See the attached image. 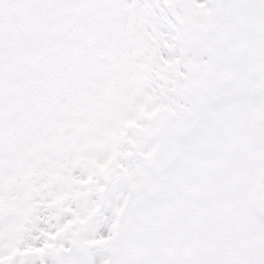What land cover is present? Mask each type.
<instances>
[{"label":"snow or ice","instance_id":"1","mask_svg":"<svg viewBox=\"0 0 264 264\" xmlns=\"http://www.w3.org/2000/svg\"><path fill=\"white\" fill-rule=\"evenodd\" d=\"M0 264H264V0H0Z\"/></svg>","mask_w":264,"mask_h":264},{"label":"rangeland","instance_id":"2","mask_svg":"<svg viewBox=\"0 0 264 264\" xmlns=\"http://www.w3.org/2000/svg\"><path fill=\"white\" fill-rule=\"evenodd\" d=\"M92 251L97 253V255H96V259L97 260H99L101 258V255H106L107 254L106 251H103V250L98 252L95 247L92 249Z\"/></svg>","mask_w":264,"mask_h":264}]
</instances>
